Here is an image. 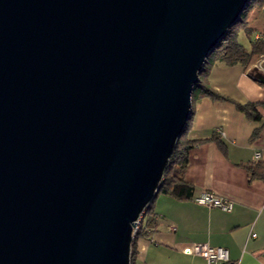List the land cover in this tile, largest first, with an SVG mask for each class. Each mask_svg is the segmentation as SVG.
Listing matches in <instances>:
<instances>
[{
	"label": "water",
	"instance_id": "water-1",
	"mask_svg": "<svg viewBox=\"0 0 264 264\" xmlns=\"http://www.w3.org/2000/svg\"><path fill=\"white\" fill-rule=\"evenodd\" d=\"M247 1L0 0V264H130L199 72Z\"/></svg>",
	"mask_w": 264,
	"mask_h": 264
},
{
	"label": "crops",
	"instance_id": "crops-1",
	"mask_svg": "<svg viewBox=\"0 0 264 264\" xmlns=\"http://www.w3.org/2000/svg\"><path fill=\"white\" fill-rule=\"evenodd\" d=\"M256 78L250 65L215 62L204 82L239 103L264 105V83ZM259 109L260 119L253 120L229 101L208 97L191 101L188 138L206 139L215 133L225 153L211 140L189 150L185 180L192 187L191 199L156 195L150 216L154 225L145 229L148 236L136 240L130 264H209L182 252L193 243L226 247L229 261L224 264H264V180L249 181L244 166L264 159V108ZM257 128L258 135L251 138ZM203 190L232 200V210L195 203L193 198Z\"/></svg>",
	"mask_w": 264,
	"mask_h": 264
},
{
	"label": "trees",
	"instance_id": "trees-1",
	"mask_svg": "<svg viewBox=\"0 0 264 264\" xmlns=\"http://www.w3.org/2000/svg\"><path fill=\"white\" fill-rule=\"evenodd\" d=\"M264 6V0H248L238 20L226 31L223 37L219 40L217 45L209 53L205 60L203 68L199 72V80L193 86L192 100L208 97L212 100L229 101L232 102L236 108L243 112L248 118L253 120H259L261 117V109L264 108L262 103H239L218 91L214 90L208 84L204 82V76L207 73L211 64L223 63L225 65L242 64L244 66L250 65L251 59L254 56L264 54V33L250 40L248 48L244 47L237 40V32L240 28H243L246 32H251V28L246 21V14L252 9H261ZM264 110V109H263ZM189 119L186 121L180 136L178 137L173 151L165 166L162 179L158 184L157 191L150 200V202L143 209L136 232L134 233L129 251V262L132 263L135 257L136 248L135 242L138 238L148 236L146 232L147 227H153L154 220L152 217V205L157 194H166L179 200L191 199L192 187L185 180V172L189 164V150L196 144H199L206 140L214 141L219 149L225 153L223 147V141L219 135L212 133L210 137L206 139L192 140L188 138L189 131ZM260 128L253 131L251 138H255L258 135ZM249 181L264 180V159H257L253 162L244 165Z\"/></svg>",
	"mask_w": 264,
	"mask_h": 264
},
{
	"label": "built area",
	"instance_id": "built-area-1",
	"mask_svg": "<svg viewBox=\"0 0 264 264\" xmlns=\"http://www.w3.org/2000/svg\"><path fill=\"white\" fill-rule=\"evenodd\" d=\"M262 9H264V6ZM254 71L264 76V54L258 56L257 63L254 65ZM256 156H258V154ZM193 200L198 205L207 208H217L224 212H230L233 208L232 200L221 197L209 190H203L199 195L195 196ZM139 218L132 230V235H134L137 230ZM182 252L187 255L199 256L205 259L209 264H224L229 261V251L223 246L193 243L183 247Z\"/></svg>",
	"mask_w": 264,
	"mask_h": 264
},
{
	"label": "rangeland",
	"instance_id": "rangeland-1",
	"mask_svg": "<svg viewBox=\"0 0 264 264\" xmlns=\"http://www.w3.org/2000/svg\"><path fill=\"white\" fill-rule=\"evenodd\" d=\"M246 21L251 28V32H246L243 28H240L237 32V40L246 48L250 45V40L255 38V34L264 33V17L261 9H252L246 14ZM258 56H254L251 59L250 67L254 69V65L257 63Z\"/></svg>",
	"mask_w": 264,
	"mask_h": 264
}]
</instances>
